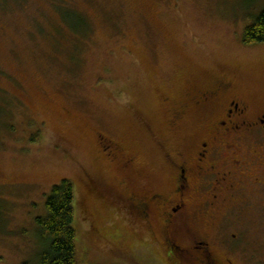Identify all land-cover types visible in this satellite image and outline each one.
I'll list each match as a JSON object with an SVG mask.
<instances>
[{"label":"rangeland","instance_id":"rangeland-1","mask_svg":"<svg viewBox=\"0 0 264 264\" xmlns=\"http://www.w3.org/2000/svg\"><path fill=\"white\" fill-rule=\"evenodd\" d=\"M263 7L0 0V264H38L35 219L63 179L74 189L78 264H169L125 198L168 191L159 144L184 148L204 134L196 113L170 121L186 96L219 79L264 103V44L243 43ZM98 134L117 143L121 163L101 154ZM246 202L215 216L210 240L223 253L234 232L242 263L264 264V187Z\"/></svg>","mask_w":264,"mask_h":264},{"label":"flooded vegetation","instance_id":"flooded-vegetation-1","mask_svg":"<svg viewBox=\"0 0 264 264\" xmlns=\"http://www.w3.org/2000/svg\"><path fill=\"white\" fill-rule=\"evenodd\" d=\"M186 97L170 121L180 122L187 110L196 113L203 118L204 134L184 148L159 144L169 172L168 191L131 193L126 206L147 222L148 235L158 238L169 264H243L245 258L236 256L243 252L235 246L242 237L231 232L221 253L210 240L209 227L219 212L244 208L250 193L264 187V103L254 107L219 79ZM97 144L108 162L121 163L116 142L98 134Z\"/></svg>","mask_w":264,"mask_h":264},{"label":"trees","instance_id":"trees-1","mask_svg":"<svg viewBox=\"0 0 264 264\" xmlns=\"http://www.w3.org/2000/svg\"><path fill=\"white\" fill-rule=\"evenodd\" d=\"M243 43L264 44V7L254 20L245 26ZM74 189L63 179L55 184L45 200V215L35 224L41 243L38 264H78Z\"/></svg>","mask_w":264,"mask_h":264}]
</instances>
